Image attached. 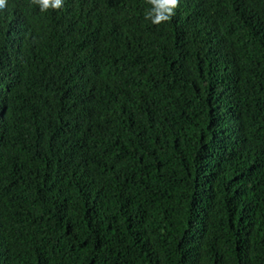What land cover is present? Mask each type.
<instances>
[{
	"label": "trees",
	"instance_id": "16d2710c",
	"mask_svg": "<svg viewBox=\"0 0 264 264\" xmlns=\"http://www.w3.org/2000/svg\"><path fill=\"white\" fill-rule=\"evenodd\" d=\"M0 11V264H264V0Z\"/></svg>",
	"mask_w": 264,
	"mask_h": 264
},
{
	"label": "clouds",
	"instance_id": "9594fccd",
	"mask_svg": "<svg viewBox=\"0 0 264 264\" xmlns=\"http://www.w3.org/2000/svg\"><path fill=\"white\" fill-rule=\"evenodd\" d=\"M41 11L49 7L58 9L63 0H33ZM152 7L146 12V19H150L153 24H158L167 20L174 12L177 0H150ZM6 0H0V11L5 7Z\"/></svg>",
	"mask_w": 264,
	"mask_h": 264
}]
</instances>
